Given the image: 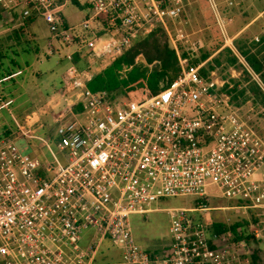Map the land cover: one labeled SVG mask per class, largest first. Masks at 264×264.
<instances>
[{"label": "built area", "instance_id": "built-area-1", "mask_svg": "<svg viewBox=\"0 0 264 264\" xmlns=\"http://www.w3.org/2000/svg\"><path fill=\"white\" fill-rule=\"evenodd\" d=\"M72 1L0 0L1 21L21 28L42 17L54 38L110 63L157 26L175 43L168 21L184 6L183 0H88V17L69 26L62 10ZM218 21L225 35V23ZM253 42L263 44L264 31ZM174 47L180 75L142 101L92 90L90 68L74 71L71 82L62 85L61 109L53 115L47 138L37 135L43 123L35 125L36 111L22 124L4 104L22 137L38 140L52 160L42 161L13 139L0 138V264H241L231 250L245 241L233 242L229 219L205 220L195 213H250L256 219L250 231L259 237L264 228V136L252 124L256 104L235 102L230 79L216 70L202 73L204 63H191ZM230 48L260 82L235 45ZM76 52L67 59L73 62ZM179 195L240 203L167 208L170 244L156 251L141 247L131 215H146L153 202ZM215 223L223 224L224 231H216Z\"/></svg>", "mask_w": 264, "mask_h": 264}, {"label": "rangeland", "instance_id": "rangeland-1", "mask_svg": "<svg viewBox=\"0 0 264 264\" xmlns=\"http://www.w3.org/2000/svg\"><path fill=\"white\" fill-rule=\"evenodd\" d=\"M87 1L73 0L62 10V15L69 26L79 25L88 17ZM183 1V11L177 18L168 21V27L175 43L170 36L169 38L172 46H177L180 55L186 53L191 62L199 60L202 54L215 53V50L222 45L227 46L228 43L230 45V41L226 43L228 36L224 37L220 32L218 18L226 19V21L230 19V25L226 24V27L228 35L231 36L232 32L244 22L249 21L264 9V0ZM202 28L206 29L197 32ZM15 30L18 28L0 21V138H11L23 152L33 153L42 161H49L52 160V157L48 148L40 147L41 143L36 139L27 140L26 137H22L14 118L4 104L9 105L13 116L22 124L25 123L27 115L36 111L34 120L37 122L34 121L35 125L38 126L40 121L43 123V127L38 129L37 135L47 138L54 127L53 115L61 109L59 107L63 101L62 91H60L62 85L65 82H71L72 79L70 70L74 67H72V62L67 59V54L75 50L76 45L66 44L54 38L46 20L42 17L34 19L29 27L20 34L19 39L13 40L12 36ZM263 31L264 13L246 33H242L236 38H241L243 43L255 51L256 47H253V44L256 43L251 40L262 34ZM178 34L182 36L181 39H177ZM51 44L53 51L49 53ZM256 46L258 47L259 44ZM233 55L224 53L221 56L222 64L217 65L215 69L217 76L230 80L235 78L241 86H244L246 84L245 75L242 73L244 64L238 62L237 65L232 66L227 61V57ZM12 60L15 61V64ZM108 61V59L104 61L87 53L77 65L79 70L88 68L90 65L91 73L94 75L101 71ZM253 113L252 124L264 136V105L256 104ZM52 148L59 154L54 145ZM239 203L237 200L213 196L207 201L197 195L162 198L150 205L152 210L146 215H131L133 235L141 247L149 251L161 250L171 242L170 217L167 208H196L201 204L215 208L234 206ZM195 215H201L205 220L228 218L230 225L244 218L251 219L250 213L243 214L240 210L235 209L212 210L195 213ZM90 236V231L84 234L83 245L89 242ZM259 239L249 244L245 242L244 247H236L231 250V253H237L242 259L241 264H245L243 258L255 250L260 257L261 263L259 264H264V228L259 234ZM110 251L117 253L116 249Z\"/></svg>", "mask_w": 264, "mask_h": 264}, {"label": "trees", "instance_id": "trees-1", "mask_svg": "<svg viewBox=\"0 0 264 264\" xmlns=\"http://www.w3.org/2000/svg\"><path fill=\"white\" fill-rule=\"evenodd\" d=\"M1 20L2 15L0 11ZM32 21H27V25ZM24 28L21 27L15 30L12 39H19ZM234 45L246 59L250 68L258 75L261 83L252 76L245 66H242V73L245 75L246 84L241 86L238 80L232 78L231 81L234 86L228 91L237 103H243L247 99H251L255 104L263 106L264 89L261 84L264 85V43L258 47L256 44H253V47H256L255 51H252L250 46L248 47L243 43L241 38L234 39ZM224 53L234 54L232 49L226 46L204 64L202 73L208 74L211 70H215L217 65H221V56ZM211 55V53L202 54L199 60L190 62L199 64L206 61ZM182 56L186 57L187 54L183 53ZM227 61L229 65L233 66L238 64L239 59L236 55H233L232 57H227ZM12 62L15 64L14 60ZM1 64L3 63L1 62ZM180 72L179 54L175 47L172 46L166 29L162 26H157L148 34L137 38L130 48L108 63L101 71L95 73L88 82V86L92 90L106 89L132 100L142 101L146 93L155 95L167 87L180 75ZM254 221H256L255 216L251 215L250 220L244 218L232 224L230 228L234 233L233 242L245 241L249 244L254 240H260L259 237L250 231L249 225ZM213 228L221 233L224 231L225 226L221 223H215ZM259 263H261L260 257L254 250L251 252L250 260L246 264Z\"/></svg>", "mask_w": 264, "mask_h": 264}, {"label": "crops", "instance_id": "crops-1", "mask_svg": "<svg viewBox=\"0 0 264 264\" xmlns=\"http://www.w3.org/2000/svg\"><path fill=\"white\" fill-rule=\"evenodd\" d=\"M263 13H264V9H262V10H260L259 12H258V14L255 16V17H253L252 19H250L249 21H246V22H244L237 30H235V31H233L232 32V35L231 36H229L228 35V30H227V27H226V24L227 25H230V22H229V20L230 19H228V21H226V19H221V20H223L224 21V23H225V30H226V33H225V35L222 33V30L220 29V32L223 34V36L224 37H227L228 36V38H227V41H226V43L228 42V41H230V45H232V44H234V39H236V37H238L239 35H241L242 33H246V31L252 26V24L257 20V19H259L262 15H263ZM219 20H220V18H218ZM32 23V22H31ZM30 23V24H31ZM29 24V25H30ZM29 25H27L26 24V26H25V28L27 29L28 27H29ZM24 28V29H25ZM19 29V28H18ZM206 28H202V29H199L197 32H202V31H204ZM101 33H103V31H101L100 32V34ZM251 41H253V39L251 40ZM74 45H76V48H75V50H73V51H76V50H78V52H76L75 54H74V60H73V62H72V67H74V69L72 68V70H70V72L72 71V74H71V78H72V76H73V74L75 73L74 71H80L79 69H78V65L77 64H79V62H81L83 59H84V57H85V55L87 54V49H85V48H82V47H80V45H77V44H74ZM229 45V43L227 44V46ZM230 45H229V47H230ZM226 46L225 45H222L215 53H213L206 61H204V62H202V63H206L208 60H211L215 55H217L218 54V52L220 51V50H222L223 48H225ZM252 50V49H251ZM107 66V64L103 67V68H105ZM88 68H90V70H91V66L89 65L88 66ZM102 68V69H103ZM92 77H93V73H92ZM114 255H116L117 257H119V254H117V253H114ZM244 258H246L247 260H248V262H249V260H250V254L249 255H247L246 257H244Z\"/></svg>", "mask_w": 264, "mask_h": 264}, {"label": "water", "instance_id": "water-1", "mask_svg": "<svg viewBox=\"0 0 264 264\" xmlns=\"http://www.w3.org/2000/svg\"><path fill=\"white\" fill-rule=\"evenodd\" d=\"M140 58H142V56H140Z\"/></svg>", "mask_w": 264, "mask_h": 264}]
</instances>
